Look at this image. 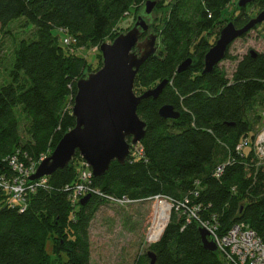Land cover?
<instances>
[{
    "label": "trees",
    "instance_id": "16d2710c",
    "mask_svg": "<svg viewBox=\"0 0 264 264\" xmlns=\"http://www.w3.org/2000/svg\"><path fill=\"white\" fill-rule=\"evenodd\" d=\"M144 1L0 0L2 27L23 20L35 30L33 39L19 43L8 80L0 82L1 179L17 176L14 158L27 168L41 156H51L75 128L76 84L102 67L100 52L96 70L77 52L81 46L100 48L125 17L136 21ZM232 1L174 0L163 26L154 21L151 28L162 36L161 47L140 68L135 91L164 80L168 84L158 99L142 101L138 115L147 123L144 139L124 165L114 161L106 175L94 178L92 186L99 194H91L86 205L81 206L84 197L75 204L70 201L83 161L79 153L44 185L26 192L24 209L11 206L0 189V264H90L89 230L110 197L136 203L157 196L174 201L161 237L149 248L156 264H224L218 252L204 249L200 221L217 225L220 235L245 223L264 242V169L254 164L250 148L237 151L242 141L253 143L261 126L264 51L238 60L231 77L218 66L203 75L205 55L214 46L207 32ZM247 6L260 12L264 2ZM236 8L239 14L230 21L242 28L252 17L246 8ZM258 28L264 31V23L253 30ZM63 34L76 39L73 48L63 45ZM120 34L114 32L111 40ZM188 58L191 68L177 73ZM231 58L228 50L225 59ZM164 105L174 106L179 119H163L159 110ZM23 121L27 125L22 129ZM184 197L188 203L181 206ZM148 262L145 254L139 264Z\"/></svg>",
    "mask_w": 264,
    "mask_h": 264
},
{
    "label": "water",
    "instance_id": "95a60500",
    "mask_svg": "<svg viewBox=\"0 0 264 264\" xmlns=\"http://www.w3.org/2000/svg\"><path fill=\"white\" fill-rule=\"evenodd\" d=\"M255 1L239 0L238 7L243 9ZM158 4V0L146 1L127 33L120 34L112 43L101 44V69L86 75L76 84L77 93L72 108L75 128L64 135L51 156L38 166L30 181L49 177L66 168L77 153L88 164L94 178L102 177L114 161L124 165L132 148L142 142L147 123L139 117L138 107L145 99H158L168 84V80H164L140 96L134 91L140 68L158 51V34L151 28ZM262 23L264 10L242 28L229 22L205 55L203 75L216 69L237 39ZM249 55L256 57V52L250 51ZM192 64L193 60L188 58L180 64L177 73L189 70ZM159 115L166 120H177L180 112L172 105H164ZM90 199L91 195H86L81 200V206ZM199 233L204 249L216 253V243L210 239L208 231L201 227ZM147 256L149 264H156V255L152 251Z\"/></svg>",
    "mask_w": 264,
    "mask_h": 264
},
{
    "label": "rangeland",
    "instance_id": "374dc122",
    "mask_svg": "<svg viewBox=\"0 0 264 264\" xmlns=\"http://www.w3.org/2000/svg\"><path fill=\"white\" fill-rule=\"evenodd\" d=\"M146 1L142 4L144 5ZM158 1L162 2V7L154 12L153 17L156 19L155 26H163V22L167 19L170 6L174 3V0ZM238 2L239 0L232 1L231 5L224 10L222 19L216 23L213 29L207 32V37L211 39L212 44L215 45L217 34L220 35L222 29L229 22H233V20H230L239 14V10L236 8ZM136 5L138 6L139 4L137 3ZM246 9L247 13L252 17L251 19L256 18L264 10L258 12L259 10L255 6H250ZM134 23L135 21L133 22L132 17H125L120 20L109 32V37L105 43H112L114 41L111 40L114 32L127 33L134 26ZM34 33L35 30L33 27L25 26L23 20L14 21L6 27L0 25V82L8 80V69L11 67L15 49L19 43L23 39H33ZM63 37L64 34L61 38ZM161 37L159 34L157 42L158 49L161 47ZM250 51H264L263 28L255 29L249 32L246 37L237 39L229 49V55L232 58L224 59L218 65L219 69L224 71L228 77H231L238 60L249 54ZM77 53L87 59L88 63L92 65L93 70L98 68V45L90 47L81 46V49ZM156 86H151L146 89L137 88V92L134 87V91L136 95L139 94L138 96H140L146 91L154 89ZM25 124L27 125V121H23L21 125L22 129ZM163 204L169 206V209L171 208L170 202L166 201ZM159 205L162 204L156 200L139 203L134 202L125 206L111 203L101 205L89 230L90 264L142 263V257L148 254L151 251L149 249L150 246L157 242V239L155 240L153 238L152 228L154 226L155 211ZM48 250L51 252V247Z\"/></svg>",
    "mask_w": 264,
    "mask_h": 264
},
{
    "label": "built area",
    "instance_id": "2783aa9c",
    "mask_svg": "<svg viewBox=\"0 0 264 264\" xmlns=\"http://www.w3.org/2000/svg\"><path fill=\"white\" fill-rule=\"evenodd\" d=\"M61 41L63 45L68 48H73L77 43L75 38L68 35H65ZM260 116L261 126L258 129L255 140L250 145L249 140L242 141L237 146V151L241 153L250 148L253 155L252 161L257 167H262L264 169V109L260 112ZM134 148L136 149L137 147L135 146ZM47 157L48 156L46 155L41 156L38 162H32L27 168L23 164L18 163L15 158L11 161L17 176L12 180L0 178V189L7 195V202L10 203L11 206H20L24 209L26 207V192L34 191L36 186L44 185L46 183L47 177H44L37 180L35 185L27 186L30 177L36 173L38 166ZM222 170L223 168L219 169L217 176L221 175ZM93 180L94 177L92 170L84 160L81 161L80 166L78 167L77 182L71 187L72 197H70V201L72 204L79 202V200L86 195H91L93 193L99 194L98 191L93 189ZM155 200L160 204L166 203V201L170 202L171 213L174 201L170 197L157 196L150 199V201ZM108 201L111 204L121 206L134 203L125 197H110L108 198ZM186 203H188V200L184 197L179 205L184 206ZM191 211V215L195 217V212L193 210ZM198 223L200 227L208 231L210 239L216 243L217 252L224 264H264V242L249 225L245 223H236L226 234L220 235L218 233L217 225L205 221H200Z\"/></svg>",
    "mask_w": 264,
    "mask_h": 264
},
{
    "label": "bare ground",
    "instance_id": "6f19581e",
    "mask_svg": "<svg viewBox=\"0 0 264 264\" xmlns=\"http://www.w3.org/2000/svg\"><path fill=\"white\" fill-rule=\"evenodd\" d=\"M169 212V206L165 204L159 205L156 208L154 226L152 228L153 238H155V240L161 237L168 222Z\"/></svg>",
    "mask_w": 264,
    "mask_h": 264
}]
</instances>
